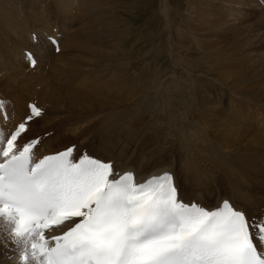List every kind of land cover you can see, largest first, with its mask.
<instances>
[{"label": "bare ground", "instance_id": "6f19581e", "mask_svg": "<svg viewBox=\"0 0 264 264\" xmlns=\"http://www.w3.org/2000/svg\"><path fill=\"white\" fill-rule=\"evenodd\" d=\"M90 1L36 0L33 12L0 0V99L13 115L0 131L10 132L35 102L44 115L20 146L41 136L42 156L74 144L77 156L111 159L141 180L171 171L186 202L214 209L228 199L250 219H263L264 57H250L251 41L234 31L235 22L226 28L222 21L264 17V0H161L160 21L139 27L135 39L129 26L120 28L113 0ZM213 6L222 20H214ZM86 8L78 39L74 28ZM239 9L256 11L239 17ZM255 24L249 32L264 27ZM33 32L41 36L37 45ZM48 35L60 41L59 51ZM25 49L37 56L35 67ZM15 256L12 245L0 244V264H19Z\"/></svg>", "mask_w": 264, "mask_h": 264}, {"label": "snow or ice", "instance_id": "6c2138e0", "mask_svg": "<svg viewBox=\"0 0 264 264\" xmlns=\"http://www.w3.org/2000/svg\"><path fill=\"white\" fill-rule=\"evenodd\" d=\"M46 39L59 51L56 36ZM31 40L39 44L40 34ZM23 57L39 62L31 49ZM6 104L0 99L5 125L13 119ZM43 115L30 102L0 131V244L14 247L19 264H264V219L228 199L214 209L186 202L171 171L141 180L111 159L77 156L74 144L42 156L41 136L20 146Z\"/></svg>", "mask_w": 264, "mask_h": 264}, {"label": "rangeland", "instance_id": "374dc122", "mask_svg": "<svg viewBox=\"0 0 264 264\" xmlns=\"http://www.w3.org/2000/svg\"><path fill=\"white\" fill-rule=\"evenodd\" d=\"M14 1H16V0H14ZM18 1L21 4H23V6H25V7L27 5L29 7V10H31L33 12H36V10H34V6H33V2H35L36 0H25V1L18 0ZM91 2H92V0L90 1L89 4H91ZM113 2L117 6L118 10L121 11V13L119 14L120 17H121L120 22H122L123 24L120 25V28L121 29H125L127 26H129L127 28H131V30L129 32L130 37H132L133 35H135V37H132V38H129V39H135V38H137L138 33L140 31L139 30V27L140 28L141 27L144 28L146 26H149L148 25L149 23H152V26H153V25L157 24V22L160 21L159 16L155 12L161 6V0H124L125 3L129 4V5H126V6H124V4L122 3L123 0H113ZM115 2H117V3H115ZM120 2L122 4H120ZM245 2L247 4L253 5L248 0H245ZM133 7L136 8V11H134V12H131V11L127 12L126 11V8L128 10H131ZM173 8H175V6H173ZM191 11L192 10H189L188 11V14H187L188 20L191 18V16L189 15V13H191ZM246 11H248V12H255L256 10L255 9H247V10H241V9H239L235 13V15H238L239 16L242 13H246ZM139 12H140V16L138 17ZM259 13L260 12H257V13H254L253 15H249V16L242 17V18H245L249 22L234 21L231 18H230V21H226V22H223L222 21V23H224L225 25H227L226 28L230 26V23L231 22H235L236 23L235 28H233L234 31L236 33H240L245 39L251 41V44L249 46H247L246 49H247L248 55L250 57H252V58H255V59H260V58L264 57V27H261V29H259L257 32H252V31L249 32V25H250V23L251 24L253 23L254 25H256L255 23H257V24H262L263 23V25H264V17H262L261 14H259ZM86 14H88L87 8L80 15V20L78 22V26L76 28H74V29H77L76 32H75V36L78 39H81L82 38V35L79 32V28L88 19L87 16H85ZM151 15H153V16H151ZM213 16H214V20L215 19L222 20V18H223V15L218 11L217 7H214V6H213ZM66 18H68V15L67 14H66ZM127 19H129V20H127ZM124 21H127V23H125ZM184 21H185V19L183 20V28H184V30H186ZM143 28H141V30ZM152 29L154 30V28H152ZM173 36H174V41H176L178 37H177V35H176L175 32H174ZM69 140H70V143H72V142H74L75 139H71L70 138Z\"/></svg>", "mask_w": 264, "mask_h": 264}]
</instances>
